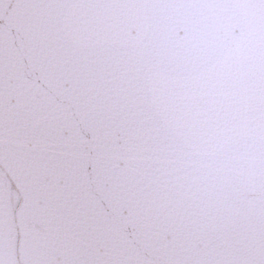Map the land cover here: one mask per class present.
I'll return each mask as SVG.
<instances>
[{"label": "snow or ice", "instance_id": "1", "mask_svg": "<svg viewBox=\"0 0 264 264\" xmlns=\"http://www.w3.org/2000/svg\"><path fill=\"white\" fill-rule=\"evenodd\" d=\"M26 59L70 73L155 163L114 171L102 143L77 176L23 147L50 127L23 103ZM5 169L25 193L11 211ZM0 264H264V0H0Z\"/></svg>", "mask_w": 264, "mask_h": 264}, {"label": "water", "instance_id": "2", "mask_svg": "<svg viewBox=\"0 0 264 264\" xmlns=\"http://www.w3.org/2000/svg\"><path fill=\"white\" fill-rule=\"evenodd\" d=\"M240 35V26L235 25L229 31V38H236ZM25 63L29 65L24 74V98L23 103L43 106L49 111L44 115L49 117V137L39 140L38 143L24 145L28 150L37 152L42 156L56 158L66 165L72 166L74 175H83V165L88 166L91 172L93 167L98 166L102 155L98 151L103 143L112 153L108 163L114 171L121 172L134 167L151 166L154 160L144 159L131 151L137 138L134 134L120 127H110L104 122L101 115L104 109L95 108L86 97L78 91V85L70 73L63 78L57 79L48 71H41L40 65L30 59ZM13 85L18 83L14 74L11 81ZM17 104L16 93L13 91L6 99V108ZM77 165H79L77 167ZM6 175L3 178L4 195L9 210L17 207V202L23 203L25 195L23 185L19 177L12 171L5 169ZM104 178L92 177L82 192L90 198L100 195L102 180ZM65 177L57 175L51 177L48 172L41 173V184H48L50 181L64 184ZM80 192L79 189H77ZM254 192L248 191L244 199H254ZM37 206H45L46 200L42 195ZM46 225L43 222H32L31 228L34 231L43 230ZM168 239H171L172 230H169ZM164 239V234L161 240Z\"/></svg>", "mask_w": 264, "mask_h": 264}]
</instances>
